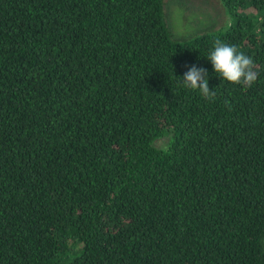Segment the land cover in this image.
Instances as JSON below:
<instances>
[{"label": "trees", "instance_id": "16d2710c", "mask_svg": "<svg viewBox=\"0 0 264 264\" xmlns=\"http://www.w3.org/2000/svg\"><path fill=\"white\" fill-rule=\"evenodd\" d=\"M218 1L172 40L162 0H0V264H264V0Z\"/></svg>", "mask_w": 264, "mask_h": 264}, {"label": "clouds", "instance_id": "9594fccd", "mask_svg": "<svg viewBox=\"0 0 264 264\" xmlns=\"http://www.w3.org/2000/svg\"><path fill=\"white\" fill-rule=\"evenodd\" d=\"M207 58L211 61L215 72L228 82L248 88L257 81L259 73L254 59L238 51L235 45L216 39ZM182 78L181 83L185 87L198 89L204 98L211 100L216 96L215 90L209 88L208 71L204 67H197L193 64Z\"/></svg>", "mask_w": 264, "mask_h": 264}, {"label": "rangeland", "instance_id": "374dc122", "mask_svg": "<svg viewBox=\"0 0 264 264\" xmlns=\"http://www.w3.org/2000/svg\"><path fill=\"white\" fill-rule=\"evenodd\" d=\"M162 18L172 40H181L202 31L226 28L230 18L218 0H162ZM167 139L154 143L165 147Z\"/></svg>", "mask_w": 264, "mask_h": 264}]
</instances>
